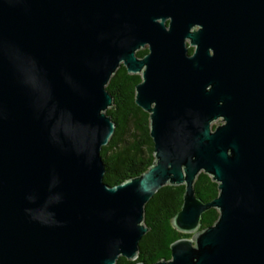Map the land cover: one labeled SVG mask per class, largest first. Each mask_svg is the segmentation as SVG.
<instances>
[{
	"label": "water",
	"instance_id": "water-1",
	"mask_svg": "<svg viewBox=\"0 0 264 264\" xmlns=\"http://www.w3.org/2000/svg\"><path fill=\"white\" fill-rule=\"evenodd\" d=\"M259 54L264 0H0V264L135 260L165 185H185L172 224L193 236L153 264H264V76L241 71ZM122 65L141 75L155 159L111 186ZM201 172L218 183L208 202Z\"/></svg>",
	"mask_w": 264,
	"mask_h": 264
},
{
	"label": "trees",
	"instance_id": "trees-1",
	"mask_svg": "<svg viewBox=\"0 0 264 264\" xmlns=\"http://www.w3.org/2000/svg\"><path fill=\"white\" fill-rule=\"evenodd\" d=\"M141 79V75L129 73L122 65L107 85L114 98V108H109L107 113L116 123V129L101 154L106 168L104 181L111 186L145 172L155 159L149 114L135 102V86ZM194 188L196 196L205 202L219 194L218 183L205 172L199 173ZM184 192L185 185H165L150 199L145 206V224L149 231L140 241L138 258L129 260L120 256L115 264L139 261L153 264L170 259L171 244L177 239L193 236L178 231L172 224L173 217L182 207ZM218 217L217 208L208 209L202 214L199 229L213 225Z\"/></svg>",
	"mask_w": 264,
	"mask_h": 264
},
{
	"label": "flooded vegetation",
	"instance_id": "flooded-vegetation-1",
	"mask_svg": "<svg viewBox=\"0 0 264 264\" xmlns=\"http://www.w3.org/2000/svg\"><path fill=\"white\" fill-rule=\"evenodd\" d=\"M149 52L148 46H145L137 51L138 57H143ZM189 52H194V47L189 46ZM242 74L244 76L259 77L264 76V58L259 54L258 56L247 59L246 56L242 60Z\"/></svg>",
	"mask_w": 264,
	"mask_h": 264
}]
</instances>
